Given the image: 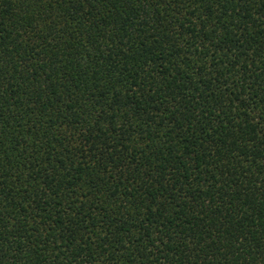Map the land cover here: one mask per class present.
Returning a JSON list of instances; mask_svg holds the SVG:
<instances>
[{"label": "trees", "instance_id": "obj_1", "mask_svg": "<svg viewBox=\"0 0 264 264\" xmlns=\"http://www.w3.org/2000/svg\"><path fill=\"white\" fill-rule=\"evenodd\" d=\"M0 264H264V0H0Z\"/></svg>", "mask_w": 264, "mask_h": 264}]
</instances>
